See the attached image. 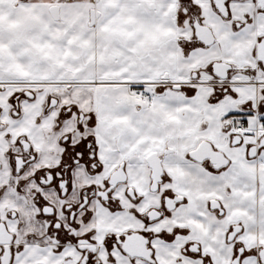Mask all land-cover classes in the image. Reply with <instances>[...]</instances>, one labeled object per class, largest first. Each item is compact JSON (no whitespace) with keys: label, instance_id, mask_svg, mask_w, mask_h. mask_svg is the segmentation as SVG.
Here are the masks:
<instances>
[{"label":"snow or ice","instance_id":"1","mask_svg":"<svg viewBox=\"0 0 264 264\" xmlns=\"http://www.w3.org/2000/svg\"><path fill=\"white\" fill-rule=\"evenodd\" d=\"M0 264H264V0H0Z\"/></svg>","mask_w":264,"mask_h":264}]
</instances>
